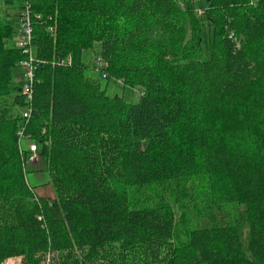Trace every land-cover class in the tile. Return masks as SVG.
Here are the masks:
<instances>
[{"label":"trees","instance_id":"1","mask_svg":"<svg viewBox=\"0 0 264 264\" xmlns=\"http://www.w3.org/2000/svg\"><path fill=\"white\" fill-rule=\"evenodd\" d=\"M13 2L29 6L37 64L27 120L22 79L11 82L27 55L1 17ZM95 43L104 83L81 61ZM109 80L138 101L107 95ZM19 130L52 195L29 183ZM10 259L264 264V0H0V264Z\"/></svg>","mask_w":264,"mask_h":264},{"label":"rangeland","instance_id":"2","mask_svg":"<svg viewBox=\"0 0 264 264\" xmlns=\"http://www.w3.org/2000/svg\"><path fill=\"white\" fill-rule=\"evenodd\" d=\"M21 15L20 4L13 2L9 5H1V17L2 20L13 27L15 31V37L10 44L16 46L18 32L20 30L19 16ZM100 44L95 43L92 48L83 50L81 55V61L86 66L87 74L91 75L95 79H98L100 83H104V79L100 77L99 72L95 71L94 61L99 58ZM24 74V68L21 65H15L11 69V82L13 86L18 85ZM100 77V78H98ZM106 94L111 96L114 94L120 95L126 102L135 103L140 96L139 88H130L124 86L122 83L116 80H109L106 86ZM22 145L26 146V141L22 140ZM26 176L29 183L35 186L36 193L42 196L52 195L48 182V175L45 170V160L43 158H37L34 163L26 164ZM242 229V238L246 239V229ZM4 264H20L19 259H10L4 262Z\"/></svg>","mask_w":264,"mask_h":264},{"label":"built area","instance_id":"3","mask_svg":"<svg viewBox=\"0 0 264 264\" xmlns=\"http://www.w3.org/2000/svg\"><path fill=\"white\" fill-rule=\"evenodd\" d=\"M29 6L26 4L21 9V15L19 16L20 22V30L18 32L16 47L22 49V52L27 55L26 59L20 62V65L24 68V74L22 78V83L20 86V92L24 95L26 105L22 110L23 119L27 120L31 113V89L33 85L34 71L36 69V62L33 59V50L31 45V25H30V14H29ZM52 31V29H49ZM70 58L67 57V61ZM62 63V61H60ZM106 66V63L98 58L94 61V69L97 72H101L102 69ZM104 77V74H102ZM18 146L20 153L22 151V140H26L27 138L22 136V131H18ZM27 141V140H26ZM26 154L24 157V161L27 163H33L37 160V147L34 142H27L26 144Z\"/></svg>","mask_w":264,"mask_h":264}]
</instances>
